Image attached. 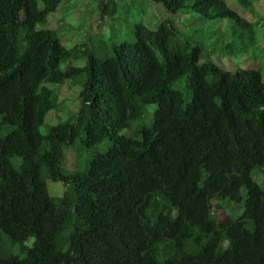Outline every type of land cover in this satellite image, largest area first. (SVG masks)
<instances>
[{
	"label": "trees",
	"instance_id": "trees-1",
	"mask_svg": "<svg viewBox=\"0 0 264 264\" xmlns=\"http://www.w3.org/2000/svg\"><path fill=\"white\" fill-rule=\"evenodd\" d=\"M129 1L167 17L88 37L83 64L63 70L78 46L46 26L62 0H0V264H264V64L228 67L172 16L222 10L233 59L259 58L243 41L253 24L224 0ZM66 80L80 117L44 125Z\"/></svg>",
	"mask_w": 264,
	"mask_h": 264
},
{
	"label": "rangeland",
	"instance_id": "rangeland-1",
	"mask_svg": "<svg viewBox=\"0 0 264 264\" xmlns=\"http://www.w3.org/2000/svg\"><path fill=\"white\" fill-rule=\"evenodd\" d=\"M108 15L105 19L101 18L99 9V0H62L58 10L50 16L46 25L48 28L57 29L59 31L60 42L68 47L78 46V54L72 60L62 65L63 70L71 66H79L83 64V55L89 45L88 37L96 38L97 41H107L108 36L115 40L123 38H133V23L144 21L146 25L155 28L157 24L167 17V13L160 6L153 3L135 2L130 4L127 11L124 7L128 5L129 0H108ZM225 8L228 12L241 22L245 27L246 24H253L254 31L248 29L243 31L244 44L249 39L256 40L261 50H257L259 58L255 59L248 56H242L239 59L230 58L222 53V49L232 40L231 27L227 25V16L222 10H210L209 16H222V19H204L196 13L188 14L187 10L178 11L172 16L173 24L177 30L186 36L199 39L204 43L205 51L214 59L217 57L228 65L234 66L237 63L241 66H247L251 61L254 67L264 64V3L263 0H255L252 9H245L238 0H224ZM119 11H123L120 16ZM123 18V20H122ZM208 20V21H207ZM203 21V22H202ZM130 22V23H128ZM218 26L217 33L224 32L226 40H217L214 31L208 30V25ZM114 28L112 34L110 30ZM246 28V27H245ZM222 35V34H221ZM250 65V64H249ZM78 87L74 86L72 80H66L63 85L57 88V96L59 106L47 114L45 124H56L63 120L76 121L80 117L81 104L78 99ZM151 110V108H150ZM136 124V122H135ZM64 167L67 171H73L77 168V156L71 150H66ZM261 181V179H259ZM54 193L60 192V187L56 184H50ZM53 193V194H54ZM239 213V212H236ZM228 214H235L229 211ZM14 254L23 256L20 253L19 246L11 250Z\"/></svg>",
	"mask_w": 264,
	"mask_h": 264
}]
</instances>
